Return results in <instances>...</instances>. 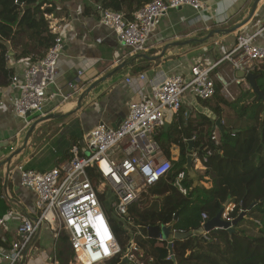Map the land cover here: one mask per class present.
Returning a JSON list of instances; mask_svg holds the SVG:
<instances>
[{
	"label": "crops",
	"instance_id": "1",
	"mask_svg": "<svg viewBox=\"0 0 264 264\" xmlns=\"http://www.w3.org/2000/svg\"><path fill=\"white\" fill-rule=\"evenodd\" d=\"M200 1L204 3L200 11L187 5L161 17L142 52L125 46L113 29L101 22L96 8L99 2L96 0H67L58 7L60 14L53 15L52 19L59 20L63 26L65 44L56 70V83L49 89L43 115L31 114L26 122L16 113L14 97L18 93L13 88V80L0 88V177L4 196L11 203L10 209L15 211V215L7 218L5 226L0 228V233L7 238L9 247L19 240L17 227L22 218H35L37 215V193L21 185L20 164L39 172L61 167L71 161L74 146H78L83 153L87 152V147L84 149L82 145L84 135L98 123L104 121L111 126L119 125L128 114L130 101L147 97L156 79L190 76L196 64L209 66L220 61L236 47L239 35L252 37L254 44L264 45V0L257 2L251 16L256 0ZM138 4V1H125L123 7L137 8ZM238 24L241 26L233 32L221 31ZM21 52L20 47L16 50L10 47L9 65L14 68V75H22L25 69L37 62L31 61L28 55L14 57ZM29 56L33 57L34 53ZM254 66L264 73L257 63L251 64L248 69ZM216 71L231 81L230 86L237 83L234 78L238 72L233 71L228 60L221 62ZM143 73L147 78L140 81L138 77ZM108 74L112 75L90 90L95 81ZM130 77L134 80L128 82ZM242 87L244 91H252ZM237 92L231 91L232 97L225 96L233 101L240 94V89L237 88ZM253 98L254 93L245 106ZM261 101L264 102V98ZM183 108L193 119L197 118L198 112L206 113L212 120L215 115L191 94L186 95ZM175 115L177 113L167 112L166 123L171 125L176 121ZM31 127L33 130L26 141ZM163 155L170 159L164 152ZM172 157L175 156L172 154ZM197 161L200 159L195 154V163ZM199 168H204L203 164L200 163ZM154 201L161 203L160 200ZM44 230L46 232L41 236ZM44 230L42 228L34 237L27 247L26 257L19 264H26L27 258L28 264L33 263L34 255H38L37 238L49 247L47 239L52 234L47 226ZM54 250L50 264L57 259L56 247ZM0 264L9 262L3 260Z\"/></svg>",
	"mask_w": 264,
	"mask_h": 264
},
{
	"label": "built area",
	"instance_id": "2",
	"mask_svg": "<svg viewBox=\"0 0 264 264\" xmlns=\"http://www.w3.org/2000/svg\"><path fill=\"white\" fill-rule=\"evenodd\" d=\"M187 5L198 11L204 8L200 0H152L135 11L132 17L100 4L96 8L101 22L113 29L125 46L142 52L159 19L171 10ZM50 28L56 38L45 56L25 69L22 75L16 74L12 78L13 88L18 93L14 97L16 113L26 122L28 112L43 115L49 89L56 83V70L65 41L59 20L52 19ZM224 60L232 64L234 72L246 70L250 63L264 60V45L254 44L252 37L239 35L236 47L220 61L209 66L196 64L190 76L156 79L147 97L130 101L128 114L119 125L111 126L104 121L98 123L84 135L87 152L83 153L74 146L71 161L61 167L39 172L20 164L21 185L37 193V215L35 218H22L17 227L19 240L10 249L0 248V262L21 263L27 247L44 224L56 236L63 231L68 235L78 264H107L121 252L100 195L110 189L114 196L113 210L124 216L145 189L171 171L172 162L164 157L157 139L166 124V114L178 113L187 94L207 100L220 87L226 96L232 97L231 81L216 71ZM146 78L144 73L138 77L140 81ZM133 80L130 77L127 81ZM234 81L239 83L236 78ZM70 86L74 87V84L70 83ZM212 139L218 143L216 132ZM89 168H94L97 180L91 179ZM185 175V171H181L175 182L183 193L187 192L182 184ZM235 206L229 203L225 207L224 219L233 220L230 212ZM14 215L15 211L9 209L1 216L0 228L5 226L7 218ZM202 218L204 224L209 216L203 213ZM53 264L60 263L55 259Z\"/></svg>",
	"mask_w": 264,
	"mask_h": 264
},
{
	"label": "trees",
	"instance_id": "3",
	"mask_svg": "<svg viewBox=\"0 0 264 264\" xmlns=\"http://www.w3.org/2000/svg\"><path fill=\"white\" fill-rule=\"evenodd\" d=\"M66 1L0 0V88L8 85L15 74L9 65L10 47L15 50L21 48L22 52L16 53V58L28 55L33 62L43 58L56 38L47 17L58 16V7ZM96 1L105 8L122 11L132 17L133 12L152 0ZM125 1H138L139 7L124 9ZM32 52L33 57L29 56ZM256 63L264 69V60ZM254 73L259 88L264 91V73L258 66ZM252 97L250 90L240 91L233 101H229L218 87L213 97L207 100L197 98L201 106L221 120L225 110H233L236 118L246 122L243 126L229 125L223 120L224 130L221 132L211 116L198 112V118L193 119L182 107L175 115L176 121L168 129H161L157 139L170 158L172 169L143 192L120 219L133 226L132 240L121 238L125 228L123 223L112 215L113 208H105L121 247V252L107 264H127L123 261L125 252L130 250L129 242L132 247H137L136 252L142 255V259L147 258L148 264H264V102L254 94L248 103L249 108L244 107ZM215 132L218 143L212 139ZM193 138L195 148L192 153L198 155L204 166V179L190 176L185 167L189 153L187 140ZM174 148L179 152L176 158L172 157ZM181 171L186 173L182 180L186 193L175 185ZM89 175L93 181L97 180L94 168H89ZM100 198L103 202L104 195ZM151 199L160 200V206L149 205ZM227 201L236 205L230 212L231 218L245 212L235 230L219 228L206 234L175 239L173 251L176 262L168 258L171 255L167 241L148 238V227L155 225L174 224L176 231H197L204 222L202 214L207 213L211 219L226 207ZM10 208L0 177V217ZM246 224L251 226L246 227ZM252 226L256 227V234L250 232ZM11 246L0 233V248L10 249ZM56 258L60 264L73 262L74 251L64 231L56 246Z\"/></svg>",
	"mask_w": 264,
	"mask_h": 264
},
{
	"label": "water",
	"instance_id": "4",
	"mask_svg": "<svg viewBox=\"0 0 264 264\" xmlns=\"http://www.w3.org/2000/svg\"><path fill=\"white\" fill-rule=\"evenodd\" d=\"M259 0H256L255 3L252 6V10L250 12V16L253 14L256 6H257V2ZM241 26V24L235 25L230 29H224L221 30L224 33H230L233 32L235 30H237L239 27ZM221 31H218L219 33ZM204 40V39H201ZM180 45L184 44V43H178ZM245 73V70H239L238 71V76L242 77ZM112 74H108L104 77H101L100 79H98L97 81H95L94 84H92V86L90 87V90L95 88L99 83H102L103 81H105L107 78H109ZM249 77V81L252 85L253 91L256 92L260 97L264 98V94L263 92L260 90L256 79L254 78V76L252 74L248 75ZM31 112L27 113V116H30ZM56 116V115H53ZM263 116H264V112H263ZM213 120H215V125L218 127V129L222 132L223 129V125H222V120L221 118H218L217 115H213ZM170 126L169 123L165 124V129H167ZM33 130V127L30 128L28 135L26 137V141L28 139V137L30 136L31 132ZM188 143V155H187V163L185 165L186 169L189 172V175L194 177L195 176V171L193 169V163L195 160V154L192 153V151L195 148V139H189L187 140ZM82 145L83 148L85 149L87 147V144L85 141H82ZM230 201H227L225 206H227L229 204ZM224 208H222L218 214L214 217H212L211 219H208L203 225L202 227H200L197 231H189V232H182V231H174V224H170V225H155V226H149L147 229V235L148 238L150 239H155L158 241H167L168 242V247L170 250V255L171 258L176 262V258L174 255V251H173V241L175 239H184L187 238L189 236L195 235V234H204V233H208L214 229H227L229 231H234L235 230V226L236 224L241 220V218L245 215V212H242L241 215H239L237 218L233 219L232 221H228L226 219L223 218V212H224ZM178 214L176 215L177 218ZM28 252V249H26L25 251V256L26 257ZM124 263L127 264H133L131 263V261L128 258H124Z\"/></svg>",
	"mask_w": 264,
	"mask_h": 264
},
{
	"label": "rangeland",
	"instance_id": "5",
	"mask_svg": "<svg viewBox=\"0 0 264 264\" xmlns=\"http://www.w3.org/2000/svg\"><path fill=\"white\" fill-rule=\"evenodd\" d=\"M59 14H60V12H59ZM52 16L53 15H50V16L47 17L49 19V21L52 20V19H50V17H52ZM54 17H56V15H54ZM251 64L252 63H250V65ZM235 86H237L236 89H235ZM237 88L240 89V91H244L245 90L242 86H239V84H237V83L233 84L232 86H230V90L233 91V92L234 91L237 92ZM251 92L255 94V92H253V90ZM261 99H262V97H261ZM246 105H247V103H246ZM244 107H248L249 108V106H245V105H244ZM234 113L235 112L233 110H230V109H227V111L225 110V113H224V117L225 118L224 119L226 121V124H229V125L233 124L234 126H243V125H245L246 122L245 121H241L238 118H236ZM198 114L199 113H197V118H198ZM230 115H234V116L230 117ZM178 153L179 152H177V149H173V153L172 154L175 156L174 158H176V156H178ZM200 163L202 164L201 161H197L195 163V160H194L193 165H195V166H193V169L195 171V176L196 177L200 176V178L204 179V175H203L204 174V168H199L200 167ZM205 185H208V184L205 183ZM143 192H147V189H145ZM103 195H104V201H103L104 203L103 204H104L105 208H107V209L112 208L113 207V202H114V196L112 195V191L110 189H106V191H105V193ZM150 204L155 205L156 208H158L159 205H160L159 202H155L154 199H151L149 205ZM112 215L115 216L117 218V220L121 221L123 223V226L125 227L123 232L121 233V238L127 239V240L128 239L132 240V237L134 236V228H133V226L132 225H128L124 221L120 220V219H123L122 216H117L115 211H112ZM46 226L49 228V226L47 224H44L43 230L45 229ZM245 226L246 227H250L251 225L249 226L248 224H246ZM249 229H250V232L252 234H256V227L252 226ZM50 231H51V229H50ZM44 232H46V231L44 230L42 232L41 236H43ZM51 234H52L51 238L47 239V241L49 242V247L46 246L45 244H43V240H40L38 238L36 239L35 244H36V251L38 252V255H36V254L34 255L35 260H33L32 264H50V260L49 259L55 253L54 249L57 246V244L59 243V240H60V237H61V234L60 235L58 234L56 236V235H54V233L52 231H51ZM44 238H45V236H44ZM128 246H129L130 250L125 252L124 258L125 257L128 258L131 261V263H133V264H148L147 258L142 259V255L140 253L136 252V249L134 248L136 246L132 247V243L130 244V242H129ZM26 261H27L26 264H28L29 259L27 258ZM70 264H78V263L73 258V262H71Z\"/></svg>",
	"mask_w": 264,
	"mask_h": 264
},
{
	"label": "bare ground",
	"instance_id": "6",
	"mask_svg": "<svg viewBox=\"0 0 264 264\" xmlns=\"http://www.w3.org/2000/svg\"><path fill=\"white\" fill-rule=\"evenodd\" d=\"M257 68V66L254 67H250V69L245 70V73L242 77H238L236 76V79L238 80V82L240 83V85L242 86H246L248 89H252V85L249 81V74H252L254 76V78H257V75L254 73V70ZM249 83V84H248ZM255 94L258 96V100H261V97H259V95L255 92ZM141 189L143 188V186L140 187Z\"/></svg>",
	"mask_w": 264,
	"mask_h": 264
}]
</instances>
